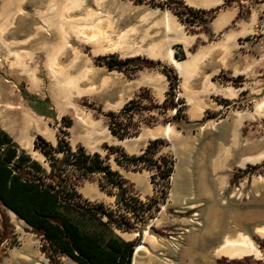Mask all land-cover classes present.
<instances>
[{"label": "rangeland", "instance_id": "obj_1", "mask_svg": "<svg viewBox=\"0 0 264 264\" xmlns=\"http://www.w3.org/2000/svg\"><path fill=\"white\" fill-rule=\"evenodd\" d=\"M232 2L238 6V19L207 43L196 41L188 49L175 40L172 31L165 33L164 17L169 15L187 37H193L194 29L200 27L181 23L173 3L166 0H12L9 4L11 12L15 7L21 12L14 15L3 34L6 46L0 43V129L19 151L40 164L44 175L50 167L35 148L37 137L53 147L61 139L71 151L81 147L86 154L97 153L117 172L130 203L127 206L100 188L98 174L84 178L75 190L80 200L100 203L111 213L109 226L116 236L134 243L135 250L142 246L135 251L136 264H222L220 259L264 264V252L254 241H264L256 233L257 228L264 227V158L241 165L243 160L264 153V0ZM98 8L121 20L118 32L132 25L136 28L133 44L135 41L141 53L92 55L89 45L71 35L72 26L81 28L89 23L83 19L84 10L97 12ZM240 22L243 35L234 46L213 48L210 58L195 62L183 72L172 66L163 50L146 53L151 39H174L170 46L173 57L176 54L180 58L174 57L177 62H185L203 46L224 44L230 36L222 41L227 33L241 31ZM146 30L149 39L143 41ZM60 34L70 36L67 42L76 53L66 50L54 63H48L50 48L58 43ZM181 48H185L184 54ZM104 57H140L157 64L136 72L118 71L98 65V59ZM63 67H70L72 76L79 75V79H52L50 70ZM84 67L88 72L81 74ZM163 67L172 69L177 77L173 102L180 111L175 122L170 120L176 110L162 108L169 89ZM30 75H34V85ZM142 78L145 81L137 85ZM75 86L85 93L72 95ZM23 93L46 101L45 116L33 112V102ZM130 101L125 112L130 124L125 136L118 139L111 127L116 121L127 124L126 115L119 112ZM110 114L117 117L112 119ZM62 119L69 121V126ZM167 126L172 130L171 138L161 132L154 137L148 134ZM153 140H157L153 148H158L154 158L162 156L173 164L168 182L162 185L151 183L155 172L141 162L125 168L116 163L142 155ZM55 155L61 157L60 153ZM161 181L154 177V183ZM133 201L143 206L137 208ZM239 233L252 241L259 256L217 257L215 250L224 238ZM20 242H31L44 254L41 237L0 204V264Z\"/></svg>", "mask_w": 264, "mask_h": 264}, {"label": "trees", "instance_id": "obj_2", "mask_svg": "<svg viewBox=\"0 0 264 264\" xmlns=\"http://www.w3.org/2000/svg\"><path fill=\"white\" fill-rule=\"evenodd\" d=\"M234 0H226L224 4L209 11L193 10L183 6L176 0H166L173 3V11L178 20L186 26H199L208 32L206 26L215 14ZM238 1V0H236ZM240 1V0H239ZM171 5V4H170ZM238 19V16L235 18ZM194 47V46H193ZM175 59H180L174 54ZM98 65H104L108 69L118 71L130 70L136 72L142 68H154L157 63L140 57L119 60L115 57L98 59ZM163 75L166 77L169 89L166 92L162 108L175 109L176 113L170 121H176L179 117V108L173 102V90L177 85L176 74L172 69L163 67ZM23 95L33 102V112L45 116L46 101H40L32 95ZM131 101L119 114L129 111ZM110 118L116 115H108ZM127 124L116 121V126L111 127V133L118 139L126 134V127L130 119L126 115ZM62 119L66 126L69 121ZM157 140L149 143L142 155L117 160V165L125 168L128 164L143 163L147 170H153L151 177L153 184H165L172 173V162L162 156L154 158L158 148H153ZM35 148L48 160L50 167L47 175L39 163L31 160L24 151H19L10 137L0 129V204L4 209L12 211L15 216L25 222L31 230L38 234L43 245L41 251L49 259L50 264H57L59 256H67L77 264H131L134 252V243L125 241L116 236L110 228L113 222L111 213L107 212L100 203L90 204L80 200L75 186L84 178L98 174L100 176V188L108 194L116 197V202H122L126 206V191L123 181L117 172L111 170L97 153L86 154L81 147L71 151L63 140L58 139L53 147L40 137H37ZM110 151L117 148L108 147ZM61 154L56 157L55 154ZM157 176L160 183H154ZM135 206L143 205L133 201ZM134 206V207H135ZM133 207V209H135ZM138 208V207H137ZM105 217L104 221L102 218ZM258 249L264 252V241L254 240ZM247 259L244 258L243 262ZM222 264H241V262L225 261Z\"/></svg>", "mask_w": 264, "mask_h": 264}, {"label": "bare ground", "instance_id": "obj_3", "mask_svg": "<svg viewBox=\"0 0 264 264\" xmlns=\"http://www.w3.org/2000/svg\"><path fill=\"white\" fill-rule=\"evenodd\" d=\"M11 1L12 0H2L1 7H0V43L5 45V46H6V44L3 40V34L6 31V28L10 24H12V20L14 18V15L21 12V10L16 9V7H15L14 12H11L9 10L8 7H10L9 4ZM84 11L85 12L83 14V19L87 20L89 23L85 27L83 26L81 28L72 26V31L70 33L79 43L89 45L91 48V54L92 55H100L103 53H105V54L106 53H119L122 57H124V56H130V55H137V54L141 53L142 50H140L139 48H136L134 46L135 41L133 44V40L137 36V30L133 25H132V27L130 26V28H128L124 31L118 32V29H119L118 25L120 24L119 22H121V20H119L118 18H116V19L111 18V16L109 14H106V13L104 14V12H102L99 8H98L97 12H92L88 9L84 10ZM164 19H165V28H164L165 33L168 34L169 32L172 31L176 36L175 40L182 43L184 46H187L189 44V42L191 41V38L184 36L180 32V28L174 24V22L172 21V18L169 15H166L164 17ZM48 21H50V20H47L45 22H47V24H48V23H50ZM70 22L75 23L74 21H71V19H70ZM85 29H89V31L87 33L83 32V30H85ZM64 31H67V30L64 29ZM47 33H48V31H47ZM59 36H60V38H59L58 43L55 45L53 44L52 48H50V50H52V52L50 54L51 57L48 58V63H50V62L54 63L55 60L57 59L58 54H61V53L65 52L66 50L70 51L71 53H76V49L73 46H71V44H69V42H67V40H69L68 38L70 36L65 35V34H60ZM148 36L149 35H148L147 30L144 31L142 40L144 41V39H146V38L149 39ZM175 40L174 39L171 40V39L167 38L162 42H160V41L155 42L154 40L151 39L150 44H149V48L146 50V53L148 55H151L152 52L156 53V50H158L159 52L161 50H163L164 54H165V58L179 72H183V70L186 67H189L192 64H194L195 62L200 61L202 59V56H204L203 54L192 55L185 62H177L173 57V51L170 47L171 44ZM46 41H47V39H46ZM48 41H50V40H48ZM225 41L223 42L224 44H219L218 46H220L221 48H227V44H230V45L234 44V40H233L232 36H229V38H227V40H225ZM46 43L49 44V42H46ZM16 56H17V54H16ZM87 72H88L87 67H84L81 70V74H85ZM50 76L54 80H57L58 78L59 79L70 78V80H72V81L76 80V78L79 77V75H78V77H77V75L75 77L72 76L70 67H68V68L63 67L58 71L50 70ZM30 77H31L32 84L34 85L35 84L34 75L33 76L30 75ZM144 81H145V79L142 78L136 84L140 85ZM56 83H57V81H56ZM74 89H75V91L72 95L80 96L81 94L85 93V91L83 89H80V87L75 86ZM229 95H234V92L229 91ZM68 96L71 99L72 96L70 94H68ZM160 132L164 137H167V138L172 137V130L168 126L163 128L162 130L155 129L153 132H149L148 134L150 136L154 137L155 135L160 134ZM262 158H264V153L258 155L255 158L243 160L241 165H244L247 162L255 163V162H258L259 160H261ZM256 233L260 237L264 238V227L257 228ZM141 247L142 246H139L137 248L140 249ZM137 248H136V250H138ZM135 251H134L135 254L133 253L134 258L132 257L133 258V264H136L135 260H138V259H136V257H137L136 252L137 251L136 252ZM215 255L217 257L223 256V257H226L228 259H241V258L246 257V256H252L254 258H257L259 256V251L256 249V247L254 246V244L252 243V241L248 237L239 233L234 238L225 237L223 243L215 250Z\"/></svg>", "mask_w": 264, "mask_h": 264}, {"label": "crops", "instance_id": "obj_4", "mask_svg": "<svg viewBox=\"0 0 264 264\" xmlns=\"http://www.w3.org/2000/svg\"><path fill=\"white\" fill-rule=\"evenodd\" d=\"M182 3L183 6H186L188 8H191L193 10H201V11H209L211 9H214L222 4L226 0H176ZM65 10H70V8L66 7ZM238 13V6L235 2H230L228 6H225L223 9H221L215 16L208 21L207 23V30L208 32H204L200 28H195V32L193 33V37L191 38V41L187 46H184L186 49H188L191 45L193 46L196 41L205 42L207 43L210 39L214 38L216 35H218L223 29H225L228 25H230L234 20ZM252 13V12H251ZM251 16V14H250ZM241 31L238 30L236 32L227 33L222 41L226 39V36H233L234 45L235 43L242 38V24L243 22H240ZM240 31V32H239ZM249 31V30H248ZM247 33V32H246ZM245 34V33H244ZM221 41V42H222ZM236 41V42H235ZM216 45V44H215ZM203 46L200 49L196 51L194 55L197 54H203L202 61L204 58H210V55L214 51L213 48L222 49L220 46ZM233 45V46H234ZM232 46V47H233ZM185 48H181L180 50L185 53ZM230 49V48H229ZM225 50L226 52L229 50ZM173 66V65H172ZM174 67V66H173ZM177 70V69H176ZM178 74H180L178 72ZM264 239L263 237H261ZM45 255L40 252L35 246L33 247L31 242H20L18 245V249L12 248V252L10 251L8 253V257L4 260L3 264H49L48 258L44 257ZM59 260V264H77L76 262L72 261L67 256H62L57 258Z\"/></svg>", "mask_w": 264, "mask_h": 264}, {"label": "water", "instance_id": "obj_5", "mask_svg": "<svg viewBox=\"0 0 264 264\" xmlns=\"http://www.w3.org/2000/svg\"><path fill=\"white\" fill-rule=\"evenodd\" d=\"M13 215H15L12 211H10ZM134 251H135V249H134ZM134 253V252H133ZM133 256V255H132Z\"/></svg>", "mask_w": 264, "mask_h": 264}]
</instances>
